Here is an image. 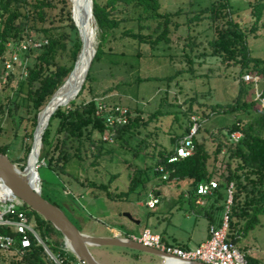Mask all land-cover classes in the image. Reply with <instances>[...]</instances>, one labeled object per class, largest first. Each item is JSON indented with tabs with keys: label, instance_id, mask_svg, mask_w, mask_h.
Returning <instances> with one entry per match:
<instances>
[{
	"label": "rangeland",
	"instance_id": "rangeland-1",
	"mask_svg": "<svg viewBox=\"0 0 264 264\" xmlns=\"http://www.w3.org/2000/svg\"><path fill=\"white\" fill-rule=\"evenodd\" d=\"M106 1L99 0L101 4ZM158 1L161 11L179 12L171 17V20L177 22L179 27L174 30L173 26H170L169 43L158 44L153 51L146 45H142L139 56L136 57L133 55L137 45L121 35L125 28L131 26L130 23L121 22L118 29L101 36L92 16L90 23L94 30V45L101 43V48L99 57L92 67L94 79L76 99L77 103H81L95 96L96 99H103L108 103H118L132 112H140L141 119L146 121L145 125L133 130L127 143H112V140L103 138L107 134L102 135L101 138L106 141L103 145V154L98 161H94V164H91L93 155L84 137L85 140L81 146L82 160L73 162L69 167L71 175L62 174L54 162L52 164L49 162L51 155L54 157L57 155L53 146L61 137L51 129L48 135L51 144L47 149V156L43 153L42 159L37 163V171L44 196L54 197L63 186V194L74 199V203L68 201L69 207L65 200L62 202L63 200L59 199L57 203L74 224L85 233L97 236H110L114 233L131 237L139 235L145 227H148L158 233L165 244L194 246L198 240L206 238L209 224L217 225L222 218L223 211L219 207L223 200L216 197L209 199L206 196L203 206H198L201 205L198 203L191 204L187 197L190 188L186 179L164 181L158 176H151L157 158L153 154L163 147L171 150L181 141L184 136L178 137L176 144L170 142L176 127L174 113L185 111L189 100L195 99L193 109L197 111V114L194 115V119L196 118L197 123L200 124L193 134L194 139L202 143L208 152L207 167L213 172L211 179L224 183L228 175V166L233 167L234 163L233 161L229 163L225 148L218 154L216 160L213 159L212 153L216 147L215 137L226 135L225 126L234 122L235 117L214 112L212 108L217 103L227 104L234 99L238 89L239 71L234 64L226 65L218 57L208 55V48L204 49L207 47L206 23L196 25L195 31L192 32L184 26L186 12L192 9L199 10L216 0ZM229 4L233 19L251 27L252 19L248 0H229ZM59 7L60 5L57 4L54 9L55 15L59 13ZM132 14L130 12L127 15L125 10L119 9L117 18H126ZM257 26L255 37L251 34L247 41L253 55L264 57V15ZM189 40L192 46L197 47L193 48L192 56L197 53H206V55L194 56V74L181 72L179 76L167 82L157 80V78L172 75L176 69L186 65L183 55L185 50L189 49L186 45ZM150 53L157 54L159 59L149 57L144 59ZM170 55L171 58L167 62L166 57ZM28 61V64H31L33 58L30 57ZM22 68L25 70V63L14 67L11 71L13 80L9 85L2 82L0 84V98L4 110L8 105V99L18 102L20 106L18 110L12 109V117L0 115V124L4 127L0 132V145H7L9 148L7 155L11 160H16V164L25 163V144L32 143V138L27 137L31 131L29 122L32 112L26 110V100L23 96L16 97L17 93L13 90L17 88V82L23 74ZM147 77V80L137 84L138 79ZM9 105L12 107V104ZM156 111L158 114L155 117L152 116ZM162 112L168 113L163 115ZM198 119L202 121L199 122ZM92 137L99 139L96 132ZM132 149L136 151V155ZM128 163H130L129 169L126 168ZM144 167L148 168L144 169ZM133 169L136 174L137 169H144L148 176H151L139 196H130L125 200H111L103 191L89 185L91 180L108 183L109 179H112L110 190L115 193L125 191L130 180L128 173L132 175ZM149 191L158 193L160 197L159 203L153 208L144 205V199L147 198ZM218 191L223 198L227 196L225 187L221 186ZM0 195L5 197L2 192ZM6 202L2 199L0 208L8 206L9 203ZM124 213H130L139 223H135ZM257 218L256 226L245 234L239 233L235 244L246 256L253 258L256 264H264V212ZM31 226L48 243L52 250L50 251L56 255L60 254L67 264L76 258L52 234L45 233L44 227L37 226L34 221H31ZM90 251L95 259L104 264L160 262V258L155 255L118 246L90 247ZM15 252L0 250V264H24L20 261L22 255ZM51 261L50 264H56L53 259Z\"/></svg>",
	"mask_w": 264,
	"mask_h": 264
},
{
	"label": "trees",
	"instance_id": "trees-1",
	"mask_svg": "<svg viewBox=\"0 0 264 264\" xmlns=\"http://www.w3.org/2000/svg\"><path fill=\"white\" fill-rule=\"evenodd\" d=\"M57 4L60 5L59 13L55 15L54 9ZM72 5L70 0H0V77L4 71L2 59L7 53V42L17 43L26 38L46 39V43L38 48H30L25 52H19L23 60L26 57L24 60L25 71L17 82V88L13 90L17 93L16 97L23 96V99L26 100V110L32 112L29 122L31 131L27 134L29 138H32L37 124L38 112L48 103L54 91L69 75L81 48L78 28L72 19ZM248 5L252 19L251 27H247L233 19L229 0H216L199 10L185 11L187 15L184 21V26L190 32L195 31L196 25L206 23L207 47L203 48H208V55L218 57L226 65L234 64L239 71L238 89L234 99L227 104L217 103L212 108L214 112L230 114L235 117L234 122L225 126L226 135L215 137L216 147L212 153L213 159L216 160L218 154L225 148L228 152L229 163L231 161L234 163L233 167L228 166L226 181L219 183L218 187L212 191L213 194H216V198L223 200L219 208L224 212L226 196L223 198L218 190L223 186L226 191V185L230 182L233 183L227 229V239L233 243L238 240L239 233L245 234L252 230L258 223L257 216L264 212V57L253 55L247 41L249 35L254 36L255 31L258 29L257 23L264 15V0H248ZM119 9L121 11L125 10L127 15L131 12L135 16L132 14L126 18H117ZM92 13L101 36L118 29L121 22L131 24L130 27L121 32V35L137 45L135 55H133L135 57L139 56L142 45H146L149 50L153 51L158 44L169 43L170 26L172 25L174 30L179 27L177 22L171 20V17L179 14V12L161 11L158 0H107L104 4H101L99 0H92ZM73 16L75 18L74 13ZM186 45L189 48L185 50L183 55L186 65L176 69L172 75L163 76L157 78V80L167 82L179 76L181 72L194 74V56H202L206 53H197L192 56L193 48L196 49L197 47L192 46L191 40ZM100 48L101 43H98L94 58L79 92L68 105L59 106L51 114L47 127L42 134V148L38 162L42 159L43 153L47 156V149L51 144L48 135L50 130L53 129L55 134L61 137L53 146V149L57 151V155L55 157L51 155L49 162L51 164L54 162L56 168L65 175L72 174L69 167L73 162L82 160L81 146L85 140L84 137L93 155L91 164H94V161H98L103 154V145L106 141L101 138L102 135L107 134L112 137V143H127V139L133 130L139 126H144L146 123L141 119L140 112L137 111L136 113V111L129 110L128 122L112 130L105 125L101 117L95 114L97 105L95 96L81 103L76 102L77 97L86 87L90 86L94 79L92 67L99 57ZM30 57L33 58V62L28 64ZM148 57L155 60L159 59L157 54L154 53H150L144 59ZM166 58L168 62L171 55ZM147 79L148 77L138 79L137 84ZM12 80L13 74L11 73L5 85H9ZM194 101L195 99L189 100L185 111L174 113V120L176 121L175 134L170 138V142L173 144L177 143L178 137L188 135L193 125L197 123V119H194V115L197 114V111L193 109ZM7 104L6 110H4L0 98V115L4 114L6 117H12V109L18 110L19 103L8 99ZM9 104H12V107ZM167 113L162 112L161 114L165 115ZM157 114L158 111L152 116L155 117ZM198 121L201 122L202 120L198 119ZM2 129L4 127L0 124V132ZM233 131L241 132V137L237 142H232L229 138V133ZM94 132L99 135L98 140L93 139ZM193 142L194 153L191 156L170 164H166V159L173 153L174 148L167 150L163 147L153 155L157 157L154 168L158 164H164L169 169V177L164 181L172 179H186L188 181L190 188L188 199L191 204L195 205L197 184L209 181L213 172L208 170L207 160L209 155L204 145L197 142L194 136ZM30 147V143L25 144V157H27ZM8 149L7 145H0V152L7 154ZM132 151L136 155V151L133 149ZM12 161L16 162V160ZM17 165L20 169H23L25 163ZM129 165L130 163L127 164V169H129ZM147 168L144 167V169ZM154 168L151 176L161 178L159 172L155 171ZM144 169H137V174L134 169L132 175L128 173L130 178L128 187L125 191L119 193L110 190L112 179H109L108 183H98L91 180L89 185L96 190L103 191L111 200H125L130 196H139L151 177ZM63 190L62 186L61 191L52 198L44 196L42 190L41 195L61 209L57 203L59 199L63 200L62 202L65 200L68 207V201L74 203V199L65 196ZM4 199H14L18 204L17 211L24 212L29 221H34L37 226L44 227L45 233L49 232L62 244L61 233L49 221L44 220L41 215L19 199L13 198L10 194H5ZM6 217L16 219L17 213L9 212ZM77 228L82 230L78 226ZM0 234L13 236L15 247L19 246L18 238L20 236L12 226L0 225ZM44 243L51 250L48 243L45 241ZM17 254L19 253L17 252ZM21 255L20 261L24 264H50L52 262L43 246L38 244L32 237L30 247ZM245 257L249 264H256L253 258L246 255Z\"/></svg>",
	"mask_w": 264,
	"mask_h": 264
},
{
	"label": "built area",
	"instance_id": "built-area-1",
	"mask_svg": "<svg viewBox=\"0 0 264 264\" xmlns=\"http://www.w3.org/2000/svg\"><path fill=\"white\" fill-rule=\"evenodd\" d=\"M46 43V39L26 38L17 43L7 42V53L3 56V74L1 75V82L6 83L11 71L16 65L22 66L25 63V59L20 56L19 52H25L30 48H38ZM23 69V68H22ZM25 70L23 69V72ZM96 111L95 114L101 117L110 129L114 130L117 126L123 125L128 122L129 109L118 103H108L103 99H96ZM194 129L184 136L181 141L174 146V151L166 159V164H170L191 156L194 153L193 134L197 131L198 124L193 125ZM230 140L237 142L241 137L240 131H233L229 133ZM103 138L109 141L112 137L108 135ZM159 172L162 180H167L169 177V169L164 164H158L154 168ZM219 185L218 181L210 179L207 182L198 183L195 189L196 194L199 196L196 199V203L203 205L204 200L202 197L209 195L214 188ZM232 189L233 183L230 182L226 185V206L223 212L220 225H210L208 232L209 236L206 240L199 243L192 248H183L170 244H165L159 234L153 232L149 228H144L139 235H132L131 238L138 241L144 246L154 248L162 251L170 258H175L183 261H200L207 264H249L245 254L236 246L235 243L227 239L228 229V211L232 202ZM159 194L149 191L147 198L144 200V205L153 208L159 202ZM4 199L0 195V202ZM6 200V199H4ZM8 206L0 208V225L12 226L19 234L18 244L15 247V239L11 235L0 234V250L8 251L15 250L19 254H23L27 248L31 245V237L35 241L42 245L46 254L54 260L56 264H67L60 254H53L45 245L41 236L31 226V221L28 220L24 212L17 211L18 204L14 199H7ZM9 212H16V219H8L6 215ZM68 264H85L84 261L75 258Z\"/></svg>",
	"mask_w": 264,
	"mask_h": 264
},
{
	"label": "water",
	"instance_id": "water-1",
	"mask_svg": "<svg viewBox=\"0 0 264 264\" xmlns=\"http://www.w3.org/2000/svg\"><path fill=\"white\" fill-rule=\"evenodd\" d=\"M71 1V0H70ZM86 9L89 11V15L93 16L92 13V0H82L80 7V15L82 22L79 24L73 16L74 6L72 5L71 13L72 19L78 28L79 37L81 40V48L75 60L73 69L69 75L65 78L63 83L54 91L50 97L48 103L38 112L37 124L32 134V143L30 151L26 157L25 166L20 169L18 165L13 162L7 154L0 152V184L1 187L6 189L13 198H17L32 210L37 212L41 217L49 221L62 235V244L67 250H69L76 258L85 262V264H104L94 258L90 251V247L99 246H118L122 248L133 249L144 253H149L160 258V262L151 264H207L200 261H183L175 258H170L160 250L150 248L142 245L138 241H135L129 236L115 235L112 233L110 236H97L83 232L79 230L77 226L66 216V214L58 206L54 205L41 195V187H37L31 179H28L29 172H33L38 175V165L36 164V171L34 166L30 169L28 166V156L30 155L33 146L36 141V134L39 126V115L42 111L47 110V119L43 125V130L40 134L39 143L42 146V134L44 129L47 127L51 114L59 107L68 105V103L74 99L76 94L79 92L85 77L88 73L91 61L94 58L97 45H91L93 36V28L88 24V20L83 21ZM88 13V12H87ZM90 39V45L87 41ZM87 46L94 49L92 56L89 58L88 64L84 69L79 81H75V73ZM55 102L54 106H50L51 103ZM51 107V108H50ZM50 108V110H49ZM38 161V160H37ZM39 180V176H38ZM129 219L134 220L130 213H124ZM134 222L139 223L138 220Z\"/></svg>",
	"mask_w": 264,
	"mask_h": 264
},
{
	"label": "bare ground",
	"instance_id": "bare-ground-1",
	"mask_svg": "<svg viewBox=\"0 0 264 264\" xmlns=\"http://www.w3.org/2000/svg\"><path fill=\"white\" fill-rule=\"evenodd\" d=\"M71 2L73 4V6H74L73 13L75 15L76 21L80 24L82 22L81 18L79 17L82 0H71ZM84 18L85 19L83 21L88 20V24L91 27V23L90 22H91L92 16L89 15V11L87 9H86V14L84 15ZM91 38H92L91 40H93L91 45H94V31H93V36ZM87 43H88V45H90V39H89V41H87ZM93 50L94 49H91L90 46H87L83 56L81 57L80 61H78V66H77V70H76L75 77H74L75 81H79L80 80L82 74L84 73V69H85L86 65L88 64L89 58L92 56ZM54 104H55V102L51 103L50 106H54ZM50 108H49V110H50ZM47 113H48V111L44 110L40 114L39 126H38V130H37V134H36V136H37L36 137V141H35V144L33 146L32 151H31V153H30V155L28 156V159H27L28 166H29L28 169H30L32 166H34V170L35 171H36V167L35 166H36V164L38 162L37 160L39 158L40 150L42 148L41 144L39 143V138H40V134H41V132L43 130V125L45 124L46 119H47ZM28 179H31V181L35 185H37V187L40 186L39 180H38V175L33 173L32 171L29 172ZM0 192H2L4 194H10L6 189L1 187V184H0Z\"/></svg>",
	"mask_w": 264,
	"mask_h": 264
},
{
	"label": "crops",
	"instance_id": "crops-1",
	"mask_svg": "<svg viewBox=\"0 0 264 264\" xmlns=\"http://www.w3.org/2000/svg\"><path fill=\"white\" fill-rule=\"evenodd\" d=\"M213 191V190H212ZM154 192V191H153ZM155 193V192H154ZM158 194V193H157ZM188 198H189V196H187ZM199 196L197 195V198H198ZM204 197H206V196H204ZM204 197H202L203 198V200H205V198ZM207 197H209V199H212L213 197H216V194H213L212 192L209 194V195H207ZM145 200V199H144ZM189 200V199H188ZM196 201V200H195ZM206 201H204V203H205ZM159 203V202H158ZM157 203V204H158ZM196 203V202H195ZM203 203V204H204ZM198 206H203V205H198ZM149 208V207H148ZM221 222V219L219 220V222L217 223V225L216 224H213V223H210L209 224V226L210 225H215V226H218V225H220L219 223ZM145 228H148V227H145ZM208 229H209V227H208ZM151 230V229H150ZM156 233V232H155ZM158 234V233H157ZM208 236H209V232L207 233V236H206V238H204V239H201V240H198L197 242H196V244L194 245V246H197L199 243H201L202 241H204V240H206L207 238H208ZM161 237V236H160ZM177 246H179V247H183V248H192V247H194V246H189L188 244H183V245H177Z\"/></svg>",
	"mask_w": 264,
	"mask_h": 264
}]
</instances>
